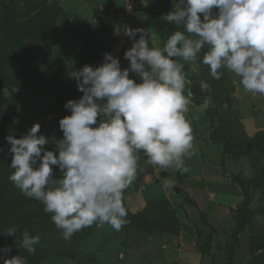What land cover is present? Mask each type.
I'll list each match as a JSON object with an SVG mask.
<instances>
[{
  "label": "rangeland",
  "instance_id": "obj_1",
  "mask_svg": "<svg viewBox=\"0 0 264 264\" xmlns=\"http://www.w3.org/2000/svg\"><path fill=\"white\" fill-rule=\"evenodd\" d=\"M166 2L174 8L173 0ZM161 4L160 0H0V69L8 84L0 86V189L7 190L0 194V249L8 246L13 253L22 249L26 264H229V221L214 216L215 230L207 214L197 208V204L204 207L202 196L189 199L186 190L192 185L185 183L198 174L197 167L204 172L223 166L225 179L235 174L239 181L235 185L243 191L235 188L239 202L230 212L223 204L214 203L226 217H243L244 229L231 256L232 264H264V135L248 137L243 131L233 94V73L221 68V79L212 78L209 67L202 63L207 46L198 54V71L181 59L177 62L184 63L185 89L197 84L209 92L193 100L197 106L207 103L205 111L213 115L208 121L209 132L218 130L228 146L209 144V132L202 140L200 131L206 130V119L198 124V113L189 111L195 154L184 160L188 171L161 169L147 163L143 152L138 153L137 177L123 193L128 215L120 231L108 224H93L65 241L52 213H46L41 202L25 197L9 180L14 172L10 167L13 154L6 136L22 138L38 123V134L62 138L59 120L71 115L64 105L83 96L70 73L85 65L101 66L105 53L117 58L122 70L128 68L124 53L134 40L123 34L124 28L145 29L147 18L159 21ZM217 13L214 8L213 15ZM173 29L183 30L176 25ZM139 38L137 33L135 39ZM149 45L162 46L159 38L150 39ZM92 48L99 52L96 60L88 56ZM129 78L141 82L135 73ZM44 147L55 149L51 143ZM52 168L59 179L58 166ZM162 172L166 177L160 176ZM174 186L180 194L174 192ZM10 227L16 228V237L3 234ZM25 231L40 236L34 254L19 246Z\"/></svg>",
  "mask_w": 264,
  "mask_h": 264
},
{
  "label": "clouds",
  "instance_id": "obj_2",
  "mask_svg": "<svg viewBox=\"0 0 264 264\" xmlns=\"http://www.w3.org/2000/svg\"><path fill=\"white\" fill-rule=\"evenodd\" d=\"M173 3L162 19L183 30L175 31L163 49L150 47L144 29L125 27L123 34L134 40L124 53L128 68L122 70L119 60L105 53L101 66L85 65L70 73L83 96L64 105L71 115L59 120L62 138L38 134V123L22 138H5L13 154L9 180L52 213L65 241L93 224L120 231L127 223L123 193L137 177L138 153L161 169L188 171L184 160L195 154L192 127L185 117L190 101L184 95V63L174 58L198 71V54L207 46L202 63L212 78L221 79L219 70L225 68L240 78L245 91L264 95V0ZM130 73L141 82L129 78ZM50 143L54 150L45 149ZM52 166H58L59 179ZM16 231L10 227L3 234L16 237ZM18 241L34 254L40 236L25 231ZM10 252L8 246L0 249L3 264H26L19 255L7 258Z\"/></svg>",
  "mask_w": 264,
  "mask_h": 264
},
{
  "label": "crops",
  "instance_id": "obj_3",
  "mask_svg": "<svg viewBox=\"0 0 264 264\" xmlns=\"http://www.w3.org/2000/svg\"><path fill=\"white\" fill-rule=\"evenodd\" d=\"M144 30L148 34L146 36V39L153 40V38H158L154 30H146V29ZM160 48L163 49V46H160ZM231 81H232V85L234 89V96L237 99L236 101H237V106H238V112L241 117L240 122L243 128V131L248 137L264 135V95H260V94L253 95L252 93L245 91L243 86L240 83V78L237 77L234 73L232 75ZM189 85H188V88L185 89L184 95L187 98H190L192 100H189L190 103L188 104V111L185 113V117L187 119V116L190 112L192 113L196 112L199 115V116H196L198 117V122H197L198 124L199 122L202 123L203 117L206 119L205 124H204L206 130H204L201 125L199 126L203 129V131L202 130L200 131V133L203 135L201 136L203 140L206 134L208 136V134L210 133L209 129L211 125L208 122L209 118L206 116L205 109L202 110L201 105L197 106L196 100H193L194 98L189 97V93H188ZM208 137H210V135ZM208 143L214 144L215 147L221 148V146L218 145L217 143H212L211 141H209V138H208ZM203 171L204 172H201L200 169L197 167L198 174L193 175V179H191V181H188V180L185 181V183L187 184L191 183L192 185L191 190L189 191L186 190V193H187L186 196H188L189 199H195L196 197L198 198L201 195L203 200L201 199L199 200H201V202L204 204V207L201 206L200 208L199 206L202 204H197L198 205L197 208H199L198 210L201 212H205L207 214L208 216L207 221L209 223L211 222L210 224H212V227L215 230H217L218 228H216L217 225L215 224V222L212 221L214 220L213 217L215 216L217 220H220V218H222L223 216V219L226 222L229 221L226 227V230H230L231 232V230L234 227L233 217L232 216L230 218L229 216L226 217L224 210L221 211V209H219V206L218 207L215 206L214 203L217 202L216 205L220 203L223 204L225 207H227L226 210L230 212V209L231 210L234 209L235 205L239 202L238 201L239 195L236 192L235 188L238 190L240 187L238 188L236 186L238 185L237 183L231 182V176L229 180L225 179V176L227 174L226 170H225V173L219 170V168L218 169L213 168L212 171L211 169L207 168V170H203ZM219 187H223V189H220ZM196 193H200V194H196ZM152 195H153L152 193L148 194V196H152ZM205 201H207V203ZM229 238H230V233H229Z\"/></svg>",
  "mask_w": 264,
  "mask_h": 264
},
{
  "label": "trees",
  "instance_id": "obj_4",
  "mask_svg": "<svg viewBox=\"0 0 264 264\" xmlns=\"http://www.w3.org/2000/svg\"><path fill=\"white\" fill-rule=\"evenodd\" d=\"M160 3H162L161 6H162V9H163V15H162V17L164 15L168 14L170 11L173 10V8L170 7L167 4L166 0H160ZM162 17L160 18L159 21L152 20L151 18L145 19L144 20V27H145L146 30H154L156 32L157 37L160 40V45L164 46V44L166 43L167 39L172 35L171 33H174V31H173L174 30L173 29L174 24H170V23L164 21L162 19ZM174 59L177 61L180 58H174ZM0 86L8 87L7 82H5V81L2 80V72H1V69H0ZM233 94H234V89H233ZM206 116L210 120H211V118H213V115L212 114H209V112H207V111H206ZM258 136L261 137L262 135H258ZM254 137H257V136H254ZM210 141L212 143H221L223 146L225 145L226 147L228 146V142L226 140H224V138H222L219 135L218 130H217V132H215V131L211 132V134H210ZM225 146H224V148H225ZM225 155H226L225 152H223L222 153V159L225 158ZM221 171L223 173H225V169L223 168V166H221ZM231 182L239 184L238 183L239 181L236 179V175L233 174V176H231ZM240 190L243 193L241 187H240ZM4 192H7V190L3 188L2 191H1V189H0V194L1 195ZM1 201L2 200L0 198V202ZM166 217L167 216H165V218H163L161 220H158V221H163L164 219H166ZM233 219H234V227H233V229L230 232V241H231V244H230L229 250H228V254H229V260H228V262H229V264H232V258H231V256L234 253V249L236 247V243H237L238 236L241 234L242 230L244 229L243 217H240L238 215H233ZM0 225H3V223L2 224L0 223ZM37 225H38V223H37ZM28 233L31 235L30 232H28ZM21 250L22 249L19 248V252H16L15 251V253H13V251H12V252L8 253L7 254V258H11L12 256H16V255H19V256L23 257V255H20ZM202 251H205L204 248H203ZM205 252L207 253V251H205ZM30 264H31V262H30Z\"/></svg>",
  "mask_w": 264,
  "mask_h": 264
},
{
  "label": "water",
  "instance_id": "obj_5",
  "mask_svg": "<svg viewBox=\"0 0 264 264\" xmlns=\"http://www.w3.org/2000/svg\"><path fill=\"white\" fill-rule=\"evenodd\" d=\"M98 55H99V52L96 50V49H91L89 51V58H91L92 60H96L98 58ZM189 97L191 98H196V97H203V96H207L209 95V92L200 87L199 85H196V84H193V85H189ZM160 176L162 178L166 177V173L165 172H162L160 174ZM174 192L176 194H180V189L177 187V186H174ZM203 264H207V263H203Z\"/></svg>",
  "mask_w": 264,
  "mask_h": 264
}]
</instances>
